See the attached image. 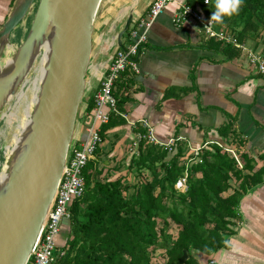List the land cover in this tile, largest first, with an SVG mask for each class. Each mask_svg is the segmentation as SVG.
Returning a JSON list of instances; mask_svg holds the SVG:
<instances>
[{"label":"crops","instance_id":"1","mask_svg":"<svg viewBox=\"0 0 264 264\" xmlns=\"http://www.w3.org/2000/svg\"><path fill=\"white\" fill-rule=\"evenodd\" d=\"M15 1L0 0V27ZM152 1L101 0L94 20L86 95L79 108L82 115L118 46L116 36L128 14H133L131 28L146 16ZM186 1H172L154 19L147 32V46L142 47L138 58V70L127 73L133 76L134 83L122 112L125 123L110 128L100 145L104 150L101 155L104 176L112 179L123 176L124 182H136L135 173L130 172L128 165L138 146L134 144V128L143 119L153 127L158 141L181 136L180 143L185 144L188 153L213 142L230 144L238 152L247 151V155L254 157V170L264 164V74L257 71L242 51L238 57L226 59L223 54L204 49L202 46L209 38L194 18L175 24L173 15ZM194 5L201 9L199 0H194ZM18 27L20 23L12 32L10 46L16 42ZM121 42L128 46L132 38L123 34ZM244 44L264 55V29ZM182 88L188 90L184 92ZM82 118L75 125L76 137L83 135ZM226 124L231 125V130L224 134L220 128ZM234 137L244 142L239 144ZM239 214L241 217L222 248L211 255L194 252L200 264H207L210 259L214 264H264V180L243 195ZM61 225L56 237L59 246L67 239L68 221L63 220Z\"/></svg>","mask_w":264,"mask_h":264},{"label":"trees","instance_id":"2","mask_svg":"<svg viewBox=\"0 0 264 264\" xmlns=\"http://www.w3.org/2000/svg\"><path fill=\"white\" fill-rule=\"evenodd\" d=\"M199 1L200 12L211 19L216 0L206 4ZM186 4L196 7L194 0H187ZM214 22L216 27L232 32L241 43L256 38L264 29V0H242L238 13ZM129 31L130 25L125 34L129 35ZM145 46L146 43L140 44V53ZM125 47L122 42L119 48ZM202 47L223 54L226 59L241 54L240 48L215 38L206 40ZM134 59H138L137 55ZM128 72L135 71L127 67L114 81L112 93L117 112H111L109 120L100 126L102 141L110 128L125 123L121 113L134 83ZM92 107L93 98L85 107L82 122L87 121ZM230 126L226 124L220 131L227 134ZM135 127L134 132H145L141 124ZM234 138L239 144L244 142ZM225 148L216 142L203 146L199 151L201 161L186 167L190 153L184 143L178 141L174 150L168 152L161 145L141 139L128 165L136 182L129 184L123 176L112 179L103 175L104 150L99 145L82 170L84 192L70 204L67 239L62 245L57 244L64 253L53 264H178L184 250L188 257L183 264H200L194 252L211 255L225 245L226 237L241 217V198L264 180V164L254 170V157L241 151L240 167ZM185 172L187 185L181 191L175 183ZM158 250L161 252L155 258Z\"/></svg>","mask_w":264,"mask_h":264},{"label":"water","instance_id":"3","mask_svg":"<svg viewBox=\"0 0 264 264\" xmlns=\"http://www.w3.org/2000/svg\"><path fill=\"white\" fill-rule=\"evenodd\" d=\"M101 0H16L0 27V112L17 93L40 48L48 44L44 74L29 121L6 159L0 180V264H26L54 199L74 138ZM34 8L24 39L1 64L13 30ZM130 12L117 33L129 27ZM186 250L178 259L183 264Z\"/></svg>","mask_w":264,"mask_h":264},{"label":"built area","instance_id":"4","mask_svg":"<svg viewBox=\"0 0 264 264\" xmlns=\"http://www.w3.org/2000/svg\"><path fill=\"white\" fill-rule=\"evenodd\" d=\"M172 1L174 0H153L146 16L141 17L136 21L135 25L131 26L129 31V35L132 38L131 44L124 49H120L117 46L113 55L110 56L107 66L100 76L99 87L93 97L92 112L86 119L87 121L82 122L83 137L73 138L69 145L66 163L54 199L26 264H53L56 258L64 253L63 249L57 248L56 237L61 231L62 221L70 218L69 207L72 200L81 197L84 192L85 181L82 176V170L87 161L93 157L96 148L102 143L100 126L109 120L111 112H117L116 98L112 93L114 81L118 74L127 67L135 72L138 70V59H134V57L137 55V58H139L140 44L146 42L147 32L154 19ZM203 1L206 4L209 0ZM189 17L201 23L202 32L206 38H215L240 48L246 54L249 62L255 65L257 71L264 74V56L262 54L237 41L232 32L216 27L215 22L206 18L197 8L183 4L174 13L172 19L175 24H181ZM85 116V113L82 115V111H80L78 118H84ZM141 125L145 128V132L136 133V142L134 144L138 145L139 140L142 139L148 143L161 145L168 152H172L176 147V143L181 139V136H176L170 138L167 142L158 141L154 137L153 127L147 120H141ZM201 147L203 146L191 150L190 157L185 161L186 167L193 161H201L199 158ZM225 149L235 157L241 167L242 164L236 147L226 146ZM186 175L187 173L185 172L175 183V187L181 191L186 189ZM214 262L213 259H210L207 264H214Z\"/></svg>","mask_w":264,"mask_h":264},{"label":"rangeland","instance_id":"5","mask_svg":"<svg viewBox=\"0 0 264 264\" xmlns=\"http://www.w3.org/2000/svg\"><path fill=\"white\" fill-rule=\"evenodd\" d=\"M199 10V9H198ZM200 11V10H199ZM33 13H34V8L30 11V13L20 22L21 27H18V29H20V31H18V37L16 38V42H14L13 44H11V46H9V52L4 54V56L1 59V63L4 64L6 62V60L8 58L11 57V54L13 53V51L15 50V48L19 45V43L24 39L27 30L30 26L32 17H33ZM219 29H223V28H219ZM124 35L126 36V34L124 33ZM37 62L34 65V68L32 67V69L29 71L28 75H27V82H24V84H22L19 88V90L17 91L16 94H14L6 103V105L3 107L2 111L0 112V173L5 169V165H6V157H7V150L6 147L9 144H12V140H13V134L15 133V131L17 130V124L18 122L21 120V118L23 117V106L19 107V100H18V94L20 92H27L28 95V100L30 99V97L33 95V91L31 90L32 87V80L34 78V76L36 75V70H35V66H36ZM87 92V91H86ZM86 95V93H84V96ZM84 98V97H83ZM83 103V102H81ZM17 105V107L15 106ZM15 127V128H14ZM13 132V133H12ZM76 133H74V138L76 137L75 135ZM83 135L80 137L82 138ZM77 138V137H76ZM99 145H103V143H100ZM109 147V145L107 144L106 149ZM105 149V147H104ZM105 149V150H106ZM106 153H110V149L106 150ZM110 174V172L108 173ZM161 251H157L155 252V258L158 257L157 255L160 254Z\"/></svg>","mask_w":264,"mask_h":264},{"label":"bare ground","instance_id":"6","mask_svg":"<svg viewBox=\"0 0 264 264\" xmlns=\"http://www.w3.org/2000/svg\"><path fill=\"white\" fill-rule=\"evenodd\" d=\"M9 51H10L9 48H7L6 53H8ZM11 52H10V55L12 56L13 53L11 54ZM47 55H48V44L44 43L41 46L40 52H39L38 56L36 57V60L34 61L33 66H32L34 68L35 63L37 62L36 66H35V70H36L35 74L36 75L34 76L32 82H31V84H32L31 90L33 91V95L28 100V95H27L26 91L25 92H20L18 94V96H19L18 97L19 107L23 106V117L21 118V120L17 124V130L15 131V133L13 134V137H12L13 138L12 144H9L6 147L7 157L10 155V153L13 150V148L18 143L23 129L28 124L29 115H30V112H31V110H32V108L34 106V103H35V100H36V95H37V92H38V87H39L40 81L42 79V76L44 74V64H45ZM10 59H11V57L8 58L6 60V62L9 61ZM24 82H27V78L25 79ZM15 106L17 107V105H15ZM7 157H6V159H7ZM4 167H5V169L0 173V180H2L5 177V174H6V165Z\"/></svg>","mask_w":264,"mask_h":264},{"label":"clouds","instance_id":"7","mask_svg":"<svg viewBox=\"0 0 264 264\" xmlns=\"http://www.w3.org/2000/svg\"><path fill=\"white\" fill-rule=\"evenodd\" d=\"M242 0H216L215 11L211 14V19L222 22L225 15L231 16L238 13Z\"/></svg>","mask_w":264,"mask_h":264}]
</instances>
